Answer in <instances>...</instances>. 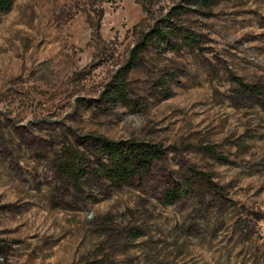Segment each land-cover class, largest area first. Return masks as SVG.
<instances>
[{
	"label": "rangeland",
	"instance_id": "rangeland-1",
	"mask_svg": "<svg viewBox=\"0 0 264 264\" xmlns=\"http://www.w3.org/2000/svg\"><path fill=\"white\" fill-rule=\"evenodd\" d=\"M178 7L174 49L151 45L131 69ZM124 75L126 102L110 101ZM91 136L163 155L116 188ZM69 152L92 174L69 178ZM174 187L182 198L163 204ZM0 264H264V0L0 11Z\"/></svg>",
	"mask_w": 264,
	"mask_h": 264
},
{
	"label": "trees",
	"instance_id": "trees-1",
	"mask_svg": "<svg viewBox=\"0 0 264 264\" xmlns=\"http://www.w3.org/2000/svg\"><path fill=\"white\" fill-rule=\"evenodd\" d=\"M191 4H198L200 1L207 0H188ZM14 0H0V11H9L13 6ZM175 9L174 13H171V17L165 18L163 24L155 25L151 31L144 34L138 46L135 47L131 53L130 65L131 69L135 68L139 64V56L151 45L166 44L168 48L174 49V45L170 37L180 38L178 32H181L177 25L172 22L175 18L178 20L182 15L181 12ZM179 30V31H178ZM125 75L116 77L113 85L109 89L110 96L108 98L113 102H126V90ZM248 91H254L252 87H244ZM96 142V173L111 183L116 188L131 187L138 180L144 179L148 173L152 170L153 166L161 159L163 152L156 146L137 142V141H112L103 137H90ZM84 158L72 154L69 152L66 162L64 163L66 170L65 173L69 178H74L76 175L85 176V172L81 171L82 166L86 167ZM89 168L91 166H88ZM83 170V169H82ZM183 194L178 188L167 191L162 203L165 205H174L181 198Z\"/></svg>",
	"mask_w": 264,
	"mask_h": 264
}]
</instances>
